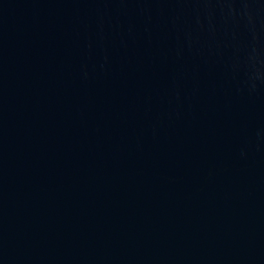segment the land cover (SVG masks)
<instances>
[{"label":"water","instance_id":"water-1","mask_svg":"<svg viewBox=\"0 0 264 264\" xmlns=\"http://www.w3.org/2000/svg\"><path fill=\"white\" fill-rule=\"evenodd\" d=\"M0 264H264V0H0Z\"/></svg>","mask_w":264,"mask_h":264}]
</instances>
